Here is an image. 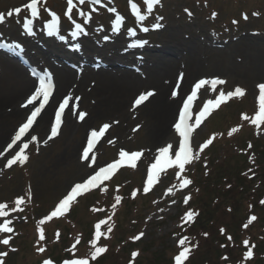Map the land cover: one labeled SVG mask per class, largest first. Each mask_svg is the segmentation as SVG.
<instances>
[{
  "label": "rangeland",
  "instance_id": "374dc122",
  "mask_svg": "<svg viewBox=\"0 0 264 264\" xmlns=\"http://www.w3.org/2000/svg\"><path fill=\"white\" fill-rule=\"evenodd\" d=\"M127 1L118 0V3L115 2V4L120 10H125ZM27 2L28 0H0V13H7L17 7L22 8ZM60 4L59 1L56 3L51 2L52 8L50 9L62 12L65 4ZM113 6L109 5V8ZM242 10L247 12V19H242L241 16L239 18L240 11ZM43 11L44 13L47 12L45 9ZM105 11L100 10L103 14ZM212 11H215L217 14L215 21L209 16ZM189 12H191V15H189ZM108 13L111 15V19L109 20V26L111 28L113 26L114 16L107 10L105 14ZM76 16L74 20L83 18L79 13ZM25 17L26 13L14 14L12 16H6L4 22H10L16 28L19 27L21 32L22 21ZM129 18L126 15L127 22L125 21L124 27L132 24ZM232 18H236V25L231 24L230 21ZM99 19L100 15L96 14L90 20H86V23L89 22L90 29L94 30L91 27V23L97 24ZM45 20H48V17ZM36 21L39 22L38 20ZM155 23L161 25L162 31L153 32L152 42L160 44L161 48L166 39H169L173 33L175 34L173 37L179 36L186 41H190L192 40V36H196L201 69L193 75L190 81L201 76H221L220 78L226 82L219 86V88L217 87L215 91L209 89L203 91L201 95L202 102L205 98H212L218 95L220 91H224L227 94L229 91H234L236 87L245 90L243 96H235L227 100L224 106L221 103L211 120L205 119L201 121L200 128L196 132L193 141L194 159L187 165H191L189 175L193 178L196 176L194 181H198L199 183L197 182V185L203 189L206 178L205 172L207 171H205V164L203 163L205 159L202 152L199 151V146L204 143L209 132L211 130L217 131L218 139L221 136V132L218 131H223L230 138L232 136H235L233 138L239 136V140L244 143L246 140L247 142L245 144L247 148H250L249 145L252 146L251 164L249 165L251 169L246 172L248 174L250 171L257 172V175L253 178L254 182L246 194L245 201H242L241 208L243 209V214L252 212L254 208L249 203L254 201L253 193L256 192L258 194L263 191V187L259 181L262 171L258 172V169H264V127L263 129H255L251 120H244L243 115L247 114L251 118L253 117V112L256 113L258 111V85L264 83V74L259 70L260 65L264 63V0H166L165 6L161 9V13L159 15H152L149 26H153ZM72 25V23L69 24L71 29H73ZM178 27L180 28L178 29ZM211 28L217 29L218 32ZM106 29L108 30V27ZM180 29L181 32L179 33ZM106 34L105 32L97 34L95 41L99 44V41ZM160 49L154 47L150 50V55L152 53L158 54L160 57H170L165 52H159L158 50ZM65 55L68 56V54ZM122 59L124 60V57L119 58L120 61ZM182 64L180 63V66H177L172 74V78L167 81L168 93L177 74L183 72L185 77L187 75L186 70L180 69ZM232 64H235L236 67L232 68ZM57 73L58 78L59 75ZM5 80L6 77L2 73L0 75V93L5 91L6 85H8ZM93 84H95V87ZM97 86L98 84L90 80L87 82L86 87L89 88L88 91L90 93V90L92 88L94 90ZM146 89L156 91V87L153 84L139 86L136 91L126 98L125 110L129 109L134 95L138 91ZM66 90L69 91L70 89L68 87L64 88L61 93H64ZM92 98L93 96L90 95L89 97L87 95L84 98V103L83 101L81 103V110L86 113L89 111V115H91L89 108L95 105ZM10 104H3L1 106L2 111H6L9 114ZM151 104L152 99L142 107L139 117H135L136 113L133 112V115H130L129 119H123L122 114H119L116 110L104 114L96 121H91L88 115L85 122L73 134L70 132L71 129L68 125L64 123L60 133L51 138H49L52 127L50 120L44 130L40 131L37 126L32 128L27 140L23 141L19 148L14 149L11 154L6 156L5 162L0 166V203L7 204L8 207L5 211L8 212V215L0 217V223H3L5 220H11L9 226L13 228V232H0V239L11 236L10 243H13V245H11V248L5 249L0 244V251L9 254V256L7 255L3 258L5 264H37L43 257L36 254L39 247L45 248L46 255L48 257L51 256L50 258L55 264H59L58 262L62 257L71 258L72 256L76 259H89L91 261L90 253L93 249L90 241L94 238L95 225L100 220L107 219V216L103 214V209L99 211L94 210L97 209L94 207V204L99 200L97 195L82 200L79 207L75 210V214L72 216L64 217V219L62 218L59 221H46L44 224H40L39 221L48 215V211L52 208L54 209L58 204L57 202L67 195L76 183H82L88 176L98 170L99 167L119 159V152L121 150L142 153L137 159L136 166L132 167L131 170L122 172L119 178V184L122 188L121 194L124 196L123 203L125 205L120 208L116 207L117 211H114V217L117 219V223H119L115 232L116 234H120L122 240L114 242L112 238L105 241V237L102 236L97 246L107 247L106 256L104 257V260H107V264H124L129 259H133L132 254L134 252L139 253V258L135 259L138 264L172 263L173 257L178 255L182 250L178 242L183 232L182 224L186 222V213L184 211L187 203L184 200L186 194L189 195L188 189H186L188 186L181 188L180 183L179 187H177L178 178L168 175L160 179L159 187H157V190H154V193L152 192L150 194L152 203H149L148 208L140 205L143 203V199H140L137 203H131L133 200L131 198L132 191L138 189L140 192L139 195L141 194V189L144 185L143 181L145 183V177L151 165L155 162V158L159 154L158 149L161 146L159 148L156 144L152 146L146 133L147 123L144 118V112ZM177 105L178 103H176L172 113L171 122L176 115ZM27 111L21 118L9 126V130L5 134L3 141L0 142V150L10 138L9 136L13 135L14 132L16 134L19 130L26 117V113H28ZM86 123H88L87 126ZM105 123H108L110 127L106 138H104L95 152L96 164L92 165L93 168H91L89 166L91 158L89 161H85V163L81 161L82 145L86 131L87 129H97ZM229 123H232L233 126L229 130H226ZM138 125L141 128H138ZM233 127H237L239 130L229 135L228 133ZM33 136L37 137V139L32 140L31 137ZM24 143L28 144V148L24 150L28 156L27 161L24 164L17 162L10 168L6 167L7 160L15 155L23 147ZM178 144L179 140L175 146L176 150H178ZM235 144L232 143L231 145L234 146ZM226 146L229 147L230 144L228 143ZM74 148L75 152L73 153ZM223 152L224 148L221 147L215 153V158L219 159ZM174 154L170 156L174 158ZM200 161H202L201 166L198 164ZM174 167L179 172L178 166ZM198 167H200V173H198ZM84 168H86V171L83 170ZM81 169L84 172L80 173ZM231 170L235 171L232 168ZM180 175L182 176L183 173ZM169 188L172 189L171 192L168 191ZM197 192V187L190 190L193 198V201L190 203L191 206L197 207L195 205L198 199ZM29 193H31L30 196ZM18 197L24 198V202L20 205V208L23 210L13 212L11 209L16 207L15 201ZM115 198L116 196L111 197V205L115 201ZM30 201L31 204L29 203ZM255 214L258 216V219L262 218L264 221L263 210H257ZM249 221H246L248 226L245 230L247 229V231L242 233L241 243H236L233 239L229 240L224 236L225 238L223 237V240L226 243V248L222 251L226 252L230 248L234 254H237V249L241 251L242 248H245L243 241L248 240L250 242L254 240V258L258 259L256 263L264 264V225L257 224V219L250 223ZM76 224H78V227ZM104 225H101V231H103L102 227ZM41 228L44 230L45 239L37 243ZM57 233H59V238H57ZM140 233H143V235L139 239H134ZM75 237L81 238L82 242L73 251L72 246L76 244ZM20 243L22 244L21 249L15 253L14 249ZM198 243L199 240L196 244ZM188 244L190 243L188 242ZM203 244L205 245L206 241ZM251 244L253 245V243H250V246H252ZM191 247L190 259H194L193 264L201 263L206 258L209 261L205 264H217L215 255L211 256V254L206 253L203 246ZM62 253L64 256H62ZM237 255L244 260L242 264H247L249 261L246 260H250L246 258L244 251L241 255L240 253ZM225 257L221 260L226 264H230L228 261L229 257Z\"/></svg>",
  "mask_w": 264,
  "mask_h": 264
},
{
  "label": "snow or ice",
  "instance_id": "6c2138e0",
  "mask_svg": "<svg viewBox=\"0 0 264 264\" xmlns=\"http://www.w3.org/2000/svg\"><path fill=\"white\" fill-rule=\"evenodd\" d=\"M89 3L91 5H99L102 3V0H66L67 8L65 11V16L72 20V13L74 9H78L79 5H83L85 3ZM130 9L132 14L136 17L137 21L140 23H143L147 19V15L151 14V11L153 8L160 3V0H128ZM146 4L147 8V14L143 11V8L141 4ZM43 5H46V0H28L27 3H25L22 8L17 7L14 8L7 13H0V23H3L6 19V16H12L14 14L19 15L23 10H26L31 18L25 17L23 28L24 30L30 34L34 35L33 26L35 19L39 18L41 7ZM46 11L49 12L51 19L48 20L46 23V29L47 33L49 35H59L60 31V17L59 15L51 11L50 9L45 8ZM95 11V9H93ZM108 11L115 14V18L113 20V32H119L121 30V27L123 26V23L125 21V16H123L116 7H110L108 8ZM188 11V10H186ZM79 15L84 16L86 20L91 19V11L88 13H85L82 9L79 10ZM189 15H191V12H189ZM213 16H215V13H213ZM247 19V16L244 17ZM162 19V18H160ZM72 23L74 24V31H72V36L78 37L81 34H87L85 32V29L81 23H77L76 21L72 20ZM235 23V21H234ZM161 25L159 23L153 24V27L159 28ZM102 30V29H98ZM142 30L144 32L149 31L148 27H143ZM129 32L131 35H136L135 28L129 29ZM60 39H65L64 36H60ZM105 39H108V37H105ZM146 43V41H136V44H143ZM3 47L6 48H20V45L18 44H3ZM74 47L79 49L80 45L76 44ZM22 50V49H21ZM33 75H36V73H33ZM183 79V74L180 76V80ZM226 82L219 79V78H213V79H201L197 83H195L193 90L191 91V94L187 96L186 101L183 103V108L179 112V118L178 122L175 123L174 127L176 132L179 134V137L181 138L178 144V150H175L174 158L170 156V149H172V145L169 144L165 147H160L158 149V155L155 158V162L151 165L148 174H147V182L146 186L144 188V192L147 193L150 189V187L154 184V182L157 179L158 173L167 168L172 166H178L179 172L177 173V176L179 177L181 173H183L185 169V165L190 163L193 159V149L190 146V139L192 136V133L194 131L195 127H198L201 123V121L206 118L209 113L218 107L221 103L226 102L227 100L235 97V96H243L245 94V90L236 87L234 91H229L227 94H225L224 91H220L219 95L215 100H208L206 104H204L203 108L199 111L198 115L196 116L195 123H189L191 119V107L193 104V100L197 97V90L201 89L205 85H210L213 90L216 89L217 85H223ZM259 88V108L258 111L255 113L253 117H249L247 114L243 115L244 120H251V123L257 127L264 124V83L258 85ZM179 89V83L177 84V91H173L172 95L175 96L178 94ZM54 90V83L52 81V75L50 72L43 73L39 75L38 80V86L35 88L34 93L27 99L25 106L27 105H33V110L31 111L30 115L27 117V120L25 123H23L19 130L16 132L15 137L12 139L11 143L7 145V149H11L13 145L17 143V141L21 140V138L25 135L26 132L32 127L34 122L37 120V117L41 114L42 110L45 108L46 104L49 102L50 96ZM154 92L149 91L146 93L140 94V96L134 101V106L140 105L143 101L147 100L148 97L152 96ZM42 98V102L39 103L38 106L35 105L34 102ZM71 95L64 98L63 102L59 105L58 110L55 112V121L51 127V137H54L58 133V129L60 128L62 124V115L65 111L66 106L69 103V100L71 99ZM79 99V98H77ZM87 115L86 112H79L78 118L82 121L84 120L85 116ZM110 125L108 123H105L100 127L99 130L93 129L90 133V137L87 141V147L83 149L82 153V159L85 161H89V153L92 151L98 140L105 134L106 130H108ZM239 129L237 127H233L229 135H232L233 133L237 132ZM215 136L210 137L208 140H206L203 144L199 146V151H203L205 148H207L212 142ZM32 140H36L37 137L33 136L31 137ZM47 143V141H45ZM111 143V141H109ZM251 147V145H249ZM28 148V144L24 143L23 147L19 149L13 155L10 159L7 160L6 167H11L17 162L20 164H24L28 156L25 154V149ZM6 149V150H7ZM4 153L0 152V156H3ZM142 155L141 152H128L121 150L119 152V159L115 160L112 163L107 164L106 166L99 167L98 170L94 172V174L88 176L82 183H76L69 193L65 195L58 204L54 207V209L46 215L43 219L39 221L40 224H44L46 221L52 220L54 217H60L63 216L70 208L71 202L78 196L83 193H86L90 191L91 189L97 187V185L107 179L110 178V176L121 166L127 164L132 167L136 166L137 159ZM198 158V157H197ZM96 158L95 156L91 157V161L89 166L91 167L93 164H95ZM191 183V180L187 178H183L182 182L180 184V187L183 188ZM106 190V189H105ZM169 192L172 191L171 188L168 189ZM31 193H29V196ZM136 195V192H133V196ZM121 197L116 196L115 203L111 205L112 209L115 210L117 205L121 202ZM190 199V197L185 199V203H187V200ZM24 202L23 197H18L15 201L16 207L11 209V211L15 212L17 210L22 211L23 209L20 208V205ZM261 203H264V201H261ZM7 204L0 203V217H4L8 215V212L5 211L7 208ZM95 211H99V209H94ZM195 213L192 211H189L185 215L186 221H192ZM256 219L255 216H252L250 218V221H254ZM106 223L105 220H100L95 225V233L94 238L90 241V244L92 245V251L90 253L91 259L95 260L97 257H99L101 254L105 253L107 251L106 246H97L98 241L100 238L104 235V233L101 231V225H104ZM11 224V220H5L3 223H0V232L2 233H12L13 228L9 225ZM248 225L245 224L244 227H247ZM107 231L110 233L112 231L111 227H108ZM221 231H224L223 229ZM143 233H140V235L134 237V239H139L140 236H142ZM206 235V234H205ZM57 238H59V233H57ZM12 237L7 236V238L0 239V244H3L5 246L9 245ZM45 239V234L43 228L39 230V240L43 241ZM188 237H182L179 240V246L182 248V250L179 252L178 255L175 256V264H184V262L188 259L190 253H191V246H186L188 242ZM229 240H231V236L228 237ZM79 238H77L76 243L78 244ZM245 245L249 244L248 240L243 241ZM254 247V246H253ZM76 244H73L72 250L75 251ZM38 252H44L45 248L39 247L37 249ZM8 255L7 252L0 251V264H5L4 257ZM133 256L138 255V253H133ZM246 258H251L253 256V252L251 248L245 253ZM225 259H227L225 257ZM42 264H54V261L51 259H45ZM63 264H89V259H67L63 261Z\"/></svg>",
  "mask_w": 264,
  "mask_h": 264
},
{
  "label": "bare ground",
  "instance_id": "6f19581e",
  "mask_svg": "<svg viewBox=\"0 0 264 264\" xmlns=\"http://www.w3.org/2000/svg\"><path fill=\"white\" fill-rule=\"evenodd\" d=\"M8 23V25H1V27L6 35L13 38V42H16L17 40L14 38V36L18 29L15 28L14 25H12L10 22ZM179 28L180 27H178V29ZM85 30H87V28ZM97 31L99 30L88 31V34L90 36H87L86 38L91 37L89 40L92 44L94 43L93 39ZM180 32L181 29L179 30V33ZM18 35L21 38V35ZM173 35L175 34L173 33ZM173 35H171L169 39H166L162 49L158 50L159 52L167 53V55L169 54L170 57L165 56L167 58L166 59L165 57H160L158 54L151 53L154 61L152 60V65H150L149 62L147 68L145 69L146 72H148V77H146V79L139 78L138 75L124 70V66L118 65L117 59L124 54L122 50L125 46L124 44L121 45L123 40L121 38H115L116 36H110V39L106 42H102L101 40L100 47L93 50L95 53L103 56L102 59L108 62L107 68H102L101 70H98L96 72L86 69L85 74L80 75L78 74V72H74L72 68L66 66L63 62H61L60 65L55 66L59 75L58 85L56 89L57 96L51 101L49 106L46 107V110L43 111L41 116L36 121L35 126H37L40 131L44 130L51 119V114L56 104L57 97L59 93L63 92L64 88L68 87L72 90L70 93L72 98L70 99L69 107L65 110L64 114L65 122L71 129L70 132H72L73 134L75 130L85 122L84 120L80 124L76 120V118L74 117V113L72 112L73 107L74 105L80 106L81 101H83L84 103V98H86L87 95H89V97L90 95L93 96L92 100L95 103L92 108H89L91 112V115H89L91 121H96L104 114H107L114 110L118 111L119 114L121 113L123 119H129L130 111L128 109L125 110L126 98L134 91H136L139 86H143L145 84H153L156 87V90H158V93L154 98H152L151 106L144 112V118L146 119L147 123L146 133L152 146L156 144L159 148L160 145V147H164L171 144L172 149H170V154H173L179 134L176 132L174 127L175 117L171 122L172 113L174 111L177 100L179 102L181 96L186 94V90L191 89V87L190 89L186 88L191 84L190 80L193 78V75L196 74V72H199V70L201 69V60L198 54V41L196 36H192V40L186 41L179 36L173 37ZM23 38L24 42H26L27 45L29 37L23 36ZM26 53L29 58H33L34 63L38 61L45 64H54V53L46 51L43 48H38L35 44H31L30 42L27 46ZM74 54L76 56H79L78 53ZM80 57L84 58L83 56ZM0 58H2L3 74L6 77L5 81L6 84H8L6 85L5 91L0 93L1 142L3 141L5 134L8 132L9 126L13 124L14 121L21 118V116L28 110L30 105L25 106L28 94H30L31 96L38 85L35 79L27 74L24 67L15 63L14 61L4 59L2 56H0ZM180 63H183L180 69L186 70L187 75L181 86H179L178 94L173 96L171 92L168 93V87L166 85L167 81L172 78L174 70ZM231 67L235 68L236 65L232 64ZM259 70L262 72V74H264V63L260 65ZM90 80L98 84V86L94 88V90L91 89L89 93V88L86 86L87 82ZM19 100L21 101L19 102ZM7 103H11L9 114L6 111L3 112L1 109V106ZM87 124L88 123H86V126ZM9 137L10 138L0 150V152L4 153L3 156H0V166L3 164L4 158L12 152V148L7 149V145L11 143L14 137L13 135ZM19 144L20 142L17 141V143L14 145V148L18 147ZM74 152L75 148L73 153ZM83 170L86 171V168H84ZM83 170L81 169L80 173L84 172Z\"/></svg>",
  "mask_w": 264,
  "mask_h": 264
},
{
  "label": "trees",
  "instance_id": "16d2710c",
  "mask_svg": "<svg viewBox=\"0 0 264 264\" xmlns=\"http://www.w3.org/2000/svg\"><path fill=\"white\" fill-rule=\"evenodd\" d=\"M235 140L241 141L239 137ZM223 143L224 142H220L213 148L214 153L221 147L224 148V152L219 159H211L208 161L209 171L205 178V186L203 189L202 187H198V199L196 200V204L194 203L197 207L192 205L194 207H192L193 210H197L192 211L195 213L193 220L182 228L183 232L181 237L186 236L189 238L188 242L190 244L187 242V246H203L206 253L211 254V256L215 255L214 257L217 258V264H226L221 260L225 256L230 258H228L230 264H240L244 260L237 254L240 253L241 255L246 249V246H244L245 248H242L241 251L237 249V254H234L230 248V251L227 250L223 252L222 250L226 248V243L223 239L231 236V239L236 241V243H241L242 233L247 231L244 225L252 216L256 217L257 224L260 223V225H264L263 219H258V216L255 214L257 210L264 211V203H261L264 199V169H261L262 172L259 177L263 191L258 194H256V192L253 193L254 201L249 204L252 205L254 210L247 214H243V209L241 208L242 201H245L246 194L249 192L250 186L254 182L253 177H255V173L251 177V174H247L246 172L250 168V160L248 159L249 155L247 153H245V155L237 154V149L228 148L226 145H223ZM240 145L242 146V144ZM242 153L244 152L242 151ZM231 168L235 169V171H232ZM80 203L81 202L73 207L72 215L75 214V210L79 207ZM222 229L224 233L221 231ZM197 239L199 240L198 244H196V242H198ZM120 240H122L120 234L115 233L114 241ZM205 241L206 244L204 245L203 242ZM250 243H254V240L250 241L249 244ZM104 257H102L98 263L96 262L94 264H107V260H104ZM208 261V258H206L198 264H205ZM257 261L258 259L254 258L252 261L247 262V264H258L256 263ZM127 262L128 261L124 264H128ZM193 262L194 259L186 264H193ZM135 264L138 263L136 262ZM171 264H173V260Z\"/></svg>",
  "mask_w": 264,
  "mask_h": 264
}]
</instances>
